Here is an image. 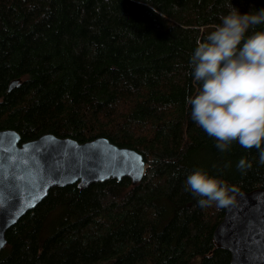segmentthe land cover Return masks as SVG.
<instances>
[{
  "label": "trees",
  "instance_id": "obj_1",
  "mask_svg": "<svg viewBox=\"0 0 264 264\" xmlns=\"http://www.w3.org/2000/svg\"><path fill=\"white\" fill-rule=\"evenodd\" d=\"M229 4L264 8V0H0V129L21 141L106 136L146 164L136 184L51 187L7 229L0 264H190L195 256L229 264L213 240L224 208L200 207L184 187L204 168L239 190L264 189L259 151L238 143L219 151L185 102L199 87L189 74L196 41ZM241 158L252 164L244 173Z\"/></svg>",
  "mask_w": 264,
  "mask_h": 264
},
{
  "label": "water",
  "instance_id": "obj_2",
  "mask_svg": "<svg viewBox=\"0 0 264 264\" xmlns=\"http://www.w3.org/2000/svg\"><path fill=\"white\" fill-rule=\"evenodd\" d=\"M16 83L10 81L8 89ZM144 172L145 160L138 151L106 136L79 142L46 132L21 141L16 130L0 129V249L7 229L51 187L84 188L108 178L136 184ZM213 240L230 253L229 264H264V189L239 190L235 203L224 207Z\"/></svg>",
  "mask_w": 264,
  "mask_h": 264
},
{
  "label": "clouds",
  "instance_id": "obj_3",
  "mask_svg": "<svg viewBox=\"0 0 264 264\" xmlns=\"http://www.w3.org/2000/svg\"><path fill=\"white\" fill-rule=\"evenodd\" d=\"M227 7L215 29L196 41L189 74L199 87L185 102L191 106V119L219 151H231L233 143L256 148L264 165V30L249 34L264 24V8L241 13L232 4ZM251 167L245 158L237 164L242 173ZM184 187L200 207L218 209L234 204L239 193L237 186L204 168L187 175Z\"/></svg>",
  "mask_w": 264,
  "mask_h": 264
},
{
  "label": "rangeland",
  "instance_id": "obj_4",
  "mask_svg": "<svg viewBox=\"0 0 264 264\" xmlns=\"http://www.w3.org/2000/svg\"><path fill=\"white\" fill-rule=\"evenodd\" d=\"M199 259L200 258L198 256H195L190 264H197L199 262Z\"/></svg>",
  "mask_w": 264,
  "mask_h": 264
}]
</instances>
